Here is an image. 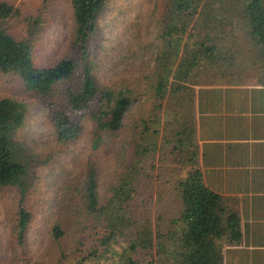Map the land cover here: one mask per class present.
<instances>
[{"label":"trees","instance_id":"16d2710c","mask_svg":"<svg viewBox=\"0 0 264 264\" xmlns=\"http://www.w3.org/2000/svg\"><path fill=\"white\" fill-rule=\"evenodd\" d=\"M108 2L71 0V51L52 66L37 64L35 32L19 39L0 24V73L17 77L25 92L48 108L56 147L70 151L84 135L86 122L92 129L89 169L78 192L81 203L70 213V219L78 221L81 239H74L67 253L64 242L70 228L57 221L51 224V249L61 263H70L74 245L91 242L103 249L83 257L86 264L115 248L118 256L110 264H162L155 255L156 245L165 248L158 243L163 236L157 222L162 218L157 216L155 222L151 213L157 189L154 172L157 162H171L182 174L173 192L180 206L177 222L184 225V252L170 264H224L225 248L242 242L241 219L223 196L207 187L200 169L196 87L229 81L238 85L232 79L245 68L255 71L264 96V0H164L149 82L136 77L104 85L90 49ZM19 13L0 0V23ZM27 115L26 102L0 99V189L17 188L20 193L18 219L13 221L12 243L20 256L16 264H47L28 256L23 239L31 220L23 204L31 194L35 162L20 138ZM97 157L111 164L103 185Z\"/></svg>","mask_w":264,"mask_h":264},{"label":"rangeland","instance_id":"374dc122","mask_svg":"<svg viewBox=\"0 0 264 264\" xmlns=\"http://www.w3.org/2000/svg\"><path fill=\"white\" fill-rule=\"evenodd\" d=\"M2 1L20 12L19 15L0 23L8 33L19 39L28 38L30 32L36 33L32 40L35 41V59L39 66L55 65L70 53L74 40L71 0ZM163 2L164 0H109L99 19L97 41L94 48L90 49V54L96 63V75L102 84L118 83L126 78L136 77L143 83L149 82L160 45L159 12ZM244 69L239 70L232 81L239 82L238 86L256 85L255 71ZM231 86L233 85L229 81L225 85L211 88L196 87L197 98L202 97L204 100L206 95L211 93L221 97L219 95H222L223 89ZM238 93L248 94L247 90H238ZM2 98L19 99L28 104L26 124L20 133V138L30 148L35 160L34 171L29 178L32 185L31 194L26 197L23 204L26 212L31 215L23 236V239H27L28 256L34 261L47 264H80V261L81 264H86L83 257L93 254L95 249L102 251L103 248L91 242L82 246L76 244L70 263L67 261L61 263L57 254L51 249L50 229L52 223L61 220L69 225V236L64 242V247L68 248L67 253L72 251L70 247L73 240L81 239L77 235L78 221L70 219V213L74 212L76 205L81 203L78 192L89 169L91 156L89 137L92 130L90 123H85V132L78 145L70 151L61 152L56 147L54 132L48 121V108L43 106L35 95L25 92L22 82L14 75L0 73V99ZM241 98L242 96H239L237 102L243 105L242 108L239 105V110L242 112L246 102ZM147 107L145 103L142 109L146 110ZM259 134L256 131L249 136L256 138L260 136ZM251 147L253 150L256 145ZM260 148L264 150V146L261 145ZM246 151L248 154L250 148ZM258 151L260 150L257 149ZM165 163L159 165L157 162V170L154 172L157 189L156 201L151 213L155 222L157 216L162 218L159 223L157 222L160 226V237L163 236L158 243L165 248L161 250L157 245L155 246L156 259L163 261L162 264H170L175 256L184 252L181 241L184 225L182 222H177L180 206L173 192V183L178 181L182 174L180 167L171 162ZM96 165L103 185L111 164L104 157H97ZM20 201L17 188L0 189V264H16L20 259L19 251L12 243V239H16V232L13 237L15 227L13 221L18 219ZM118 250L115 248L109 253H103L92 264L114 262ZM227 251L229 247L224 250V264H231L232 256H234L232 263L236 261L233 264H240L237 255L241 253L234 252L229 258V255H226ZM259 258L264 260L263 256Z\"/></svg>","mask_w":264,"mask_h":264},{"label":"crops","instance_id":"0c3cea01","mask_svg":"<svg viewBox=\"0 0 264 264\" xmlns=\"http://www.w3.org/2000/svg\"><path fill=\"white\" fill-rule=\"evenodd\" d=\"M223 90L221 97L211 93L196 101L199 165L207 187L223 196L240 215L242 242L229 246L226 255L230 258L240 252V264H260L264 262L259 258L264 257V150L260 148L264 146L263 88L249 84ZM239 96L246 102L242 112ZM256 131L259 137L249 136ZM251 145L256 148L252 150ZM232 259L231 264L236 262Z\"/></svg>","mask_w":264,"mask_h":264}]
</instances>
